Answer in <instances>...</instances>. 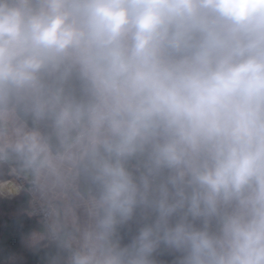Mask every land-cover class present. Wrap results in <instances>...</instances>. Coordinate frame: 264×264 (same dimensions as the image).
Here are the masks:
<instances>
[{
  "label": "clouds",
  "instance_id": "clouds-1",
  "mask_svg": "<svg viewBox=\"0 0 264 264\" xmlns=\"http://www.w3.org/2000/svg\"><path fill=\"white\" fill-rule=\"evenodd\" d=\"M36 264H264V0H0V173Z\"/></svg>",
  "mask_w": 264,
  "mask_h": 264
},
{
  "label": "trees",
  "instance_id": "trees-1",
  "mask_svg": "<svg viewBox=\"0 0 264 264\" xmlns=\"http://www.w3.org/2000/svg\"><path fill=\"white\" fill-rule=\"evenodd\" d=\"M14 176L11 172L0 173V180ZM30 214V199L24 189L17 193L0 192V264H36L30 254L32 243L27 239L38 227Z\"/></svg>",
  "mask_w": 264,
  "mask_h": 264
},
{
  "label": "built area",
  "instance_id": "built-area-1",
  "mask_svg": "<svg viewBox=\"0 0 264 264\" xmlns=\"http://www.w3.org/2000/svg\"><path fill=\"white\" fill-rule=\"evenodd\" d=\"M12 179L14 180L13 182H14V184L16 186V189H15L16 191H21L22 189H24V187H23V181H22V179L20 177H18V176H16L14 174V176L12 177ZM30 214L32 216H34V217L37 215L36 208H35V203L32 200H30Z\"/></svg>",
  "mask_w": 264,
  "mask_h": 264
},
{
  "label": "rangeland",
  "instance_id": "rangeland-1",
  "mask_svg": "<svg viewBox=\"0 0 264 264\" xmlns=\"http://www.w3.org/2000/svg\"><path fill=\"white\" fill-rule=\"evenodd\" d=\"M10 180H12V181H14L12 178H10ZM8 181V183H9V185H8V183H7V189H12L11 188V181ZM5 182V181H3V180H0V182ZM6 188L5 189H0V191L2 190V191H8ZM11 191H14V190H11ZM17 192H19V191H16L15 193H17ZM33 238H34V235L33 236H31V237H29L28 239H27V241H26V243H30V242H33Z\"/></svg>",
  "mask_w": 264,
  "mask_h": 264
},
{
  "label": "bare ground",
  "instance_id": "bare-ground-1",
  "mask_svg": "<svg viewBox=\"0 0 264 264\" xmlns=\"http://www.w3.org/2000/svg\"><path fill=\"white\" fill-rule=\"evenodd\" d=\"M8 181L9 180H5V182H0V189H7V186L9 185V183H8ZM11 181V180H10ZM7 183H8V185H7ZM15 184H14V182L13 181H11V190H15L16 189V186H14ZM10 186V185H9Z\"/></svg>",
  "mask_w": 264,
  "mask_h": 264
},
{
  "label": "crops",
  "instance_id": "crops-1",
  "mask_svg": "<svg viewBox=\"0 0 264 264\" xmlns=\"http://www.w3.org/2000/svg\"><path fill=\"white\" fill-rule=\"evenodd\" d=\"M6 180H10V179H6ZM15 186V185H14ZM8 191H0L1 193H3V194H12V193H15L16 192V190H14V191H11V189H7Z\"/></svg>",
  "mask_w": 264,
  "mask_h": 264
}]
</instances>
